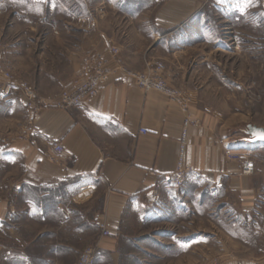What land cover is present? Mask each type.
<instances>
[{
  "label": "crops",
  "instance_id": "1",
  "mask_svg": "<svg viewBox=\"0 0 264 264\" xmlns=\"http://www.w3.org/2000/svg\"><path fill=\"white\" fill-rule=\"evenodd\" d=\"M72 2L0 0V69L13 73L27 51L28 58L39 59L27 61L37 66L31 71L54 81L36 89L33 110L20 87L0 77V264H74L88 243L97 245L94 264L102 252L108 264H153L145 255L155 261L160 255L131 248L148 238L137 237L134 226L148 221L167 197L185 117V180L203 181L194 180L188 191L218 194L214 205L230 210L243 234L238 250L222 247L227 256L220 264H264V141L250 142L246 129L229 134L220 116L194 99L184 112L163 92L140 89L128 73L159 60L170 86L182 97H198L194 70L185 67L183 56L196 44L205 46L211 15L226 10L242 17L260 3L264 9V0ZM99 53L108 74L96 95L58 107L59 92L82 79L83 58ZM53 60L59 67L42 66ZM23 134L35 142L10 140ZM55 142L62 146L58 154ZM230 152L251 154L254 171L241 173L240 163L227 159ZM101 224L108 236L101 235Z\"/></svg>",
  "mask_w": 264,
  "mask_h": 264
},
{
  "label": "rangeland",
  "instance_id": "2",
  "mask_svg": "<svg viewBox=\"0 0 264 264\" xmlns=\"http://www.w3.org/2000/svg\"><path fill=\"white\" fill-rule=\"evenodd\" d=\"M72 3L74 6L75 2ZM81 8L78 5V9L83 11ZM228 13L225 10L211 15L212 31L204 35L205 46L194 44L182 60L185 67L194 70L191 72L192 83L199 92L198 97H186L188 107L190 100L194 99L199 108L220 116L221 126L228 128L230 134L244 131L247 124L264 125V9L260 3V8L256 10L244 9L242 17ZM106 21L108 19H105V24ZM72 36L74 33L68 39H73ZM200 37L195 40H201ZM38 52L43 59L45 55L40 50L36 54ZM32 60L35 63L39 61L28 58L26 51L25 56L15 61L13 73L7 71L17 83L33 88L36 101V89H44L53 85L54 81L44 80L41 74L31 71L37 67L27 65V61ZM54 61L52 65L43 63L42 66L59 67ZM240 138L241 135H238L237 139ZM242 154L252 159L248 152ZM194 180L203 183L199 177L191 178L189 183L184 178L180 185L169 181L167 197L160 200L154 214L147 215L148 221L142 226H134L137 237L147 234L148 238L137 241V247L131 248L135 252L147 249L161 256L155 261L144 254L145 260H152L153 264H220L227 256V252H222L223 246L233 251L239 249L238 238H242L243 234L231 218L230 210L226 212L220 210L219 204L214 205V196L218 194L189 193L188 184ZM90 244L93 243L85 244L84 248ZM101 255L99 264H108L107 253L102 252Z\"/></svg>",
  "mask_w": 264,
  "mask_h": 264
},
{
  "label": "built area",
  "instance_id": "3",
  "mask_svg": "<svg viewBox=\"0 0 264 264\" xmlns=\"http://www.w3.org/2000/svg\"><path fill=\"white\" fill-rule=\"evenodd\" d=\"M110 50L113 53H118V48L111 45ZM106 59L102 54H87L83 60L80 70L81 80L72 90H62L55 98V103L58 107L68 108L76 106L90 100L98 91L100 85L107 78V69L105 67ZM134 79L136 85L144 90H157L163 92L169 100L175 102L184 112L188 110V99L182 97L180 90L170 86L164 74L163 62L157 60L152 62L144 70H135L128 72ZM0 77L18 85L21 89V97L24 98L26 105L35 110V93L33 88L25 83H17L16 78L4 69H0ZM190 122L188 117L183 120V128L179 138V152L176 161L175 169L168 176V179L173 183L180 185L189 171L183 164V152L185 148L186 126ZM143 132V130H141ZM11 141L29 140L31 143L35 141L28 135H18L10 138ZM54 151L58 154L62 152L60 143H53ZM49 160L56 162L58 158L56 155H48ZM228 160L238 161L240 163V170L243 174H251L254 171V161L249 159L241 152H230L226 155ZM101 235L108 236L109 232L103 224L100 225ZM97 251L96 244L87 245L77 256L74 264H94Z\"/></svg>",
  "mask_w": 264,
  "mask_h": 264
},
{
  "label": "water",
  "instance_id": "4",
  "mask_svg": "<svg viewBox=\"0 0 264 264\" xmlns=\"http://www.w3.org/2000/svg\"><path fill=\"white\" fill-rule=\"evenodd\" d=\"M246 134L249 136L247 139L252 143L262 142L261 133H264V127L255 124L246 125Z\"/></svg>",
  "mask_w": 264,
  "mask_h": 264
},
{
  "label": "snow or ice",
  "instance_id": "5",
  "mask_svg": "<svg viewBox=\"0 0 264 264\" xmlns=\"http://www.w3.org/2000/svg\"><path fill=\"white\" fill-rule=\"evenodd\" d=\"M261 138H264V133H261Z\"/></svg>",
  "mask_w": 264,
  "mask_h": 264
}]
</instances>
